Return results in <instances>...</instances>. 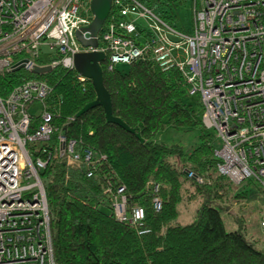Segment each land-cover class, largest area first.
Returning <instances> with one entry per match:
<instances>
[{"label":"built area","instance_id":"1","mask_svg":"<svg viewBox=\"0 0 264 264\" xmlns=\"http://www.w3.org/2000/svg\"><path fill=\"white\" fill-rule=\"evenodd\" d=\"M91 1L0 0V75L21 65L32 72L36 66L75 71V56L91 52L104 54L101 66L109 70L140 59L163 71L178 70L189 94L199 97L204 127L220 141L218 173L234 185L257 181L264 192V0H192L191 33L164 21L142 0H112L97 47H85L76 32L94 20ZM43 47L51 50L46 61ZM51 92L46 82L29 80L0 95V264H57L42 173L61 159L93 177L106 160L55 125L47 103ZM35 101L42 106L38 117L29 113ZM153 188L152 206L159 212L158 185ZM105 193L117 221L139 235L151 233L144 208L129 205L124 186H108Z\"/></svg>","mask_w":264,"mask_h":264},{"label":"trees","instance_id":"2","mask_svg":"<svg viewBox=\"0 0 264 264\" xmlns=\"http://www.w3.org/2000/svg\"><path fill=\"white\" fill-rule=\"evenodd\" d=\"M142 1L175 27L187 2ZM29 80L52 87L47 103L55 125L65 128L80 146L106 158L93 177L66 167L61 159L52 160L42 173L57 264H264V248L256 239L247 236L242 226L235 231L225 226L223 211L243 222L232 211L234 185L217 171L215 133L204 127L199 97L193 105L178 70L163 71L150 59L113 70L103 67L113 115L134 133L108 123L101 106L76 117L97 93L91 80L81 82L73 70L58 67L35 74L21 69L0 75V95L7 96ZM167 128L197 130L200 144L189 152L181 144L158 141L157 135ZM189 171L204 182L189 178ZM149 183L158 185L159 212L153 209L154 188ZM248 184L262 189L257 181ZM108 186L113 191L125 187L129 205L144 208V226L151 233L139 235L116 220L112 197L105 193ZM242 197L243 193L233 195L236 201ZM182 202L198 204L190 224H175Z\"/></svg>","mask_w":264,"mask_h":264},{"label":"rangeland","instance_id":"3","mask_svg":"<svg viewBox=\"0 0 264 264\" xmlns=\"http://www.w3.org/2000/svg\"><path fill=\"white\" fill-rule=\"evenodd\" d=\"M177 22V28L181 29L182 26L187 32H192L194 26V12H193V1L187 0L186 4L179 10V19ZM51 53V50L47 47L42 48V57L46 61ZM123 65H118L117 68ZM192 104H196L198 100L197 95H190ZM29 113L35 116H40L42 113L41 102L35 101L29 108ZM157 139L160 142L168 144H181L185 149L191 152L195 147L200 144L199 132L185 131L183 129H172L167 128L162 130ZM220 145V141L217 142ZM234 185V184H233ZM243 193L242 199L236 201L233 199V195ZM232 211L237 213L243 218V222L239 224L235 220V217L227 211L222 212V218L228 231H235L242 228L245 229L246 235L251 239H256L259 247L264 248V230L260 227V219L262 209L264 206V192L262 189L255 185L248 184V181H244L241 184L234 185L232 192ZM198 204L182 202L178 205L177 210L179 212L178 218L175 224L186 225L193 221L195 209Z\"/></svg>","mask_w":264,"mask_h":264},{"label":"water","instance_id":"4","mask_svg":"<svg viewBox=\"0 0 264 264\" xmlns=\"http://www.w3.org/2000/svg\"><path fill=\"white\" fill-rule=\"evenodd\" d=\"M112 8V0H92L91 11L94 15V20L90 26L82 28L76 32L78 40L85 46L97 47V36L102 30ZM89 32V40H86L83 36L84 32ZM105 55L102 53L91 52L81 53L75 56V71L80 73L85 78L92 81L97 93V98L87 104L77 115L80 117L85 112L101 106L104 109L106 120L108 123L118 125L119 127L134 133V129H131L121 118L115 117L112 111V100L109 91L106 89L103 80V67L101 62L104 61ZM24 68V65L17 67L15 71H19ZM53 71L51 66H36L33 70L35 74H46ZM138 138H141L137 134Z\"/></svg>","mask_w":264,"mask_h":264}]
</instances>
